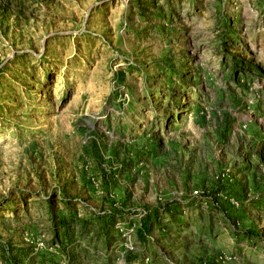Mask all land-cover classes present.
Wrapping results in <instances>:
<instances>
[{"label":"rangeland","instance_id":"1","mask_svg":"<svg viewBox=\"0 0 264 264\" xmlns=\"http://www.w3.org/2000/svg\"><path fill=\"white\" fill-rule=\"evenodd\" d=\"M0 264H264V0H0Z\"/></svg>","mask_w":264,"mask_h":264},{"label":"trees","instance_id":"2","mask_svg":"<svg viewBox=\"0 0 264 264\" xmlns=\"http://www.w3.org/2000/svg\"><path fill=\"white\" fill-rule=\"evenodd\" d=\"M147 229L146 227V224L145 222L141 221V224H140V231H142L141 233H139L140 237L142 238L143 237V232Z\"/></svg>","mask_w":264,"mask_h":264}]
</instances>
